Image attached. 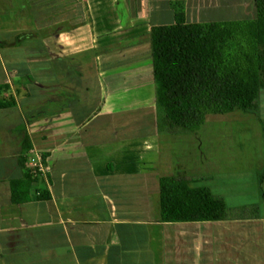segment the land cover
Returning a JSON list of instances; mask_svg holds the SVG:
<instances>
[{"label":"crops","instance_id":"obj_1","mask_svg":"<svg viewBox=\"0 0 264 264\" xmlns=\"http://www.w3.org/2000/svg\"><path fill=\"white\" fill-rule=\"evenodd\" d=\"M174 2L187 22L255 17V0H0V264H264V142L246 170L215 138L162 170L149 29ZM164 175L242 215L161 221Z\"/></svg>","mask_w":264,"mask_h":264},{"label":"trees","instance_id":"obj_2","mask_svg":"<svg viewBox=\"0 0 264 264\" xmlns=\"http://www.w3.org/2000/svg\"><path fill=\"white\" fill-rule=\"evenodd\" d=\"M172 5L174 21L149 29L159 132H196L208 114L256 108L264 89V0H255L254 18L206 22H187L182 5ZM13 104L0 100V107ZM263 178L264 170L259 183ZM31 180L26 175L23 181L12 182V189ZM189 182L188 177L159 178L161 221L242 215L229 210L207 187L193 188Z\"/></svg>","mask_w":264,"mask_h":264},{"label":"rangeland","instance_id":"obj_3","mask_svg":"<svg viewBox=\"0 0 264 264\" xmlns=\"http://www.w3.org/2000/svg\"><path fill=\"white\" fill-rule=\"evenodd\" d=\"M222 12L225 13L224 10ZM239 12L235 10L234 13L239 16ZM214 138L223 142L224 158L229 156L235 158L234 166L239 167L235 170H246V167L257 164L259 161L256 159L257 150L264 142V89L259 91L257 106L252 110L236 109L229 113L208 114L205 122L196 132L183 131L176 135L161 133L162 170H166V164L169 162L191 168L199 166L198 157L200 151L204 149L200 146V142ZM248 141L253 142L252 146H242V142ZM223 162L224 166L221 164V167L232 164L225 159ZM234 181L225 179L224 188L233 189Z\"/></svg>","mask_w":264,"mask_h":264},{"label":"built area","instance_id":"obj_4","mask_svg":"<svg viewBox=\"0 0 264 264\" xmlns=\"http://www.w3.org/2000/svg\"><path fill=\"white\" fill-rule=\"evenodd\" d=\"M24 165L28 173L33 177H39L45 174V157L36 149H31L24 157Z\"/></svg>","mask_w":264,"mask_h":264}]
</instances>
